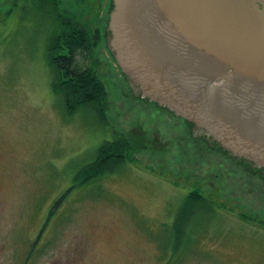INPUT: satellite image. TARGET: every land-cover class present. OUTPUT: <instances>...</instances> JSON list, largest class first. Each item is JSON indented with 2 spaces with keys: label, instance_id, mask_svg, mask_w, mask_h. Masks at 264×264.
<instances>
[{
  "label": "rangeland",
  "instance_id": "1",
  "mask_svg": "<svg viewBox=\"0 0 264 264\" xmlns=\"http://www.w3.org/2000/svg\"><path fill=\"white\" fill-rule=\"evenodd\" d=\"M108 5H59L102 31L92 65L108 91L106 128L90 108L66 113L51 87L53 4L0 0V264H264L261 182L250 188L221 152L179 168L184 117L125 104L107 47ZM113 135L145 142L133 144L134 160L80 184L79 169ZM195 189L207 206L186 217L177 240L179 208Z\"/></svg>",
  "mask_w": 264,
  "mask_h": 264
},
{
  "label": "water",
  "instance_id": "2",
  "mask_svg": "<svg viewBox=\"0 0 264 264\" xmlns=\"http://www.w3.org/2000/svg\"><path fill=\"white\" fill-rule=\"evenodd\" d=\"M104 28L125 104L184 117L179 168L221 152L264 197V0H109Z\"/></svg>",
  "mask_w": 264,
  "mask_h": 264
},
{
  "label": "trees",
  "instance_id": "3",
  "mask_svg": "<svg viewBox=\"0 0 264 264\" xmlns=\"http://www.w3.org/2000/svg\"><path fill=\"white\" fill-rule=\"evenodd\" d=\"M41 1L54 6V12L49 13L56 21V29L48 38L46 49L53 91L64 99L66 113L72 115L82 108H90L107 128L108 91L92 65L94 50L103 38L102 31H90L84 24L60 11V0ZM113 137L103 140L96 149L93 161L79 169L75 179L80 184L96 181L127 161L134 160V152L138 150L133 144L143 146L145 142L137 144V140L125 135ZM196 206H207L204 195L197 189L185 197L179 208L175 226L177 240V233L183 231L186 217L193 213Z\"/></svg>",
  "mask_w": 264,
  "mask_h": 264
},
{
  "label": "flooded vegetation",
  "instance_id": "4",
  "mask_svg": "<svg viewBox=\"0 0 264 264\" xmlns=\"http://www.w3.org/2000/svg\"><path fill=\"white\" fill-rule=\"evenodd\" d=\"M194 122H195V123H196V125L198 126V123H197V121H195V120H194ZM196 125H195V126H196ZM249 159H250V158H248L247 160L249 161ZM251 160H252V159H251Z\"/></svg>",
  "mask_w": 264,
  "mask_h": 264
}]
</instances>
